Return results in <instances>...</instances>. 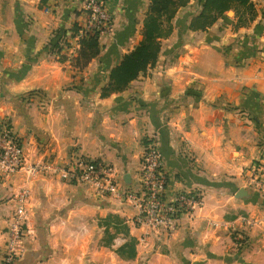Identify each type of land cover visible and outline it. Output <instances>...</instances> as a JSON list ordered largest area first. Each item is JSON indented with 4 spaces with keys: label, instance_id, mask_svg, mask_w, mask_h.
<instances>
[{
    "label": "crops",
    "instance_id": "obj_1",
    "mask_svg": "<svg viewBox=\"0 0 264 264\" xmlns=\"http://www.w3.org/2000/svg\"><path fill=\"white\" fill-rule=\"evenodd\" d=\"M202 1L177 10L154 66L102 97L110 69L140 38L149 0H106L111 31L82 70L72 47L52 49L84 22L82 0H0V130L20 136L25 159L13 175L0 171V264L23 188L17 264H264V189L254 184L264 178V0L190 29ZM148 137L163 154L167 196L200 191L204 199L165 241H138L143 228L131 224L128 203L27 169L83 155L113 165L120 185L134 188Z\"/></svg>",
    "mask_w": 264,
    "mask_h": 264
},
{
    "label": "built area",
    "instance_id": "obj_2",
    "mask_svg": "<svg viewBox=\"0 0 264 264\" xmlns=\"http://www.w3.org/2000/svg\"><path fill=\"white\" fill-rule=\"evenodd\" d=\"M82 2L85 15L83 27L76 36L67 39V44L62 43V50L72 47L74 55L79 37L88 31L103 37L111 31L113 22L106 0ZM24 167L21 138L10 126L5 125L0 130V171L10 176ZM27 169L32 173L50 172L67 181L86 184L99 197L113 196L122 203H128L135 210L130 219L131 224L143 228L138 238L143 245L150 244V241L170 239L179 220L184 216H191L204 203L200 191H177L172 197L167 196L163 154L153 137H148L143 146L137 171V186L134 188L120 185L113 165L83 155H74L62 165L48 161L34 163ZM254 184L259 189H264V178H258ZM28 198L26 188L21 189L14 198L15 206L7 219L1 264H17L25 251Z\"/></svg>",
    "mask_w": 264,
    "mask_h": 264
},
{
    "label": "trees",
    "instance_id": "obj_3",
    "mask_svg": "<svg viewBox=\"0 0 264 264\" xmlns=\"http://www.w3.org/2000/svg\"><path fill=\"white\" fill-rule=\"evenodd\" d=\"M188 1L149 0L142 19L140 38L133 48L124 53L119 62L110 69L108 80L101 87L102 97L124 90L140 73L155 65L159 58L162 40L172 32L173 17L177 10L185 6ZM230 8H234L236 11L239 8H245L249 12L253 11L249 0H203L201 11L191 19L189 28L204 30L211 26L219 15ZM82 25L75 21L70 34L64 32L52 42V49L55 52H60L63 49L62 43L67 44V39L76 36L83 27ZM101 38L98 33L89 31L78 38V47L73 57L75 68L82 70L92 58L99 54ZM82 82V78L74 80L73 86L78 87Z\"/></svg>",
    "mask_w": 264,
    "mask_h": 264
},
{
    "label": "rangeland",
    "instance_id": "obj_4",
    "mask_svg": "<svg viewBox=\"0 0 264 264\" xmlns=\"http://www.w3.org/2000/svg\"><path fill=\"white\" fill-rule=\"evenodd\" d=\"M75 55L73 54V56H72V59H73V57H74ZM13 130V129H12ZM24 154V153H23ZM44 173V172H43Z\"/></svg>",
    "mask_w": 264,
    "mask_h": 264
},
{
    "label": "water",
    "instance_id": "obj_5",
    "mask_svg": "<svg viewBox=\"0 0 264 264\" xmlns=\"http://www.w3.org/2000/svg\"><path fill=\"white\" fill-rule=\"evenodd\" d=\"M242 192V190H239V194Z\"/></svg>",
    "mask_w": 264,
    "mask_h": 264
}]
</instances>
